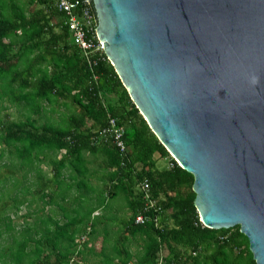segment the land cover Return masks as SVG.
Masks as SVG:
<instances>
[{"label":"trees","instance_id":"trees-1","mask_svg":"<svg viewBox=\"0 0 264 264\" xmlns=\"http://www.w3.org/2000/svg\"><path fill=\"white\" fill-rule=\"evenodd\" d=\"M55 1L0 0V99L26 112L0 110V159L14 154L0 172V189L14 190L0 205V264H256L239 225H203L193 175L152 132L104 50L88 63ZM108 116L124 128L125 155L103 132ZM117 196L118 231L102 217ZM25 203L17 227L6 211ZM140 213L149 219L136 223Z\"/></svg>","mask_w":264,"mask_h":264},{"label":"water","instance_id":"water-1","mask_svg":"<svg viewBox=\"0 0 264 264\" xmlns=\"http://www.w3.org/2000/svg\"><path fill=\"white\" fill-rule=\"evenodd\" d=\"M131 100L193 177L203 225L264 264V0H88Z\"/></svg>","mask_w":264,"mask_h":264},{"label":"built area","instance_id":"built-area-1","mask_svg":"<svg viewBox=\"0 0 264 264\" xmlns=\"http://www.w3.org/2000/svg\"><path fill=\"white\" fill-rule=\"evenodd\" d=\"M88 0H56L55 7L57 10L62 11L66 15L64 23L71 30L72 38L74 43L82 50L85 55L88 63L89 56L93 52L103 49V44L96 35V21L94 14L89 6ZM109 117L108 125L103 132L106 135L111 136L112 142L120 151V154H126V144L124 143L123 126L119 125L116 121V118ZM148 185L145 183L142 186L143 196L148 198ZM149 205H153L154 202L149 200ZM150 214L140 213L136 215L135 222L142 223L145 220L149 219ZM156 220V217H154ZM85 236L81 237L83 241ZM132 264V263H128ZM157 264H164L162 257L158 258Z\"/></svg>","mask_w":264,"mask_h":264},{"label":"rangeland","instance_id":"rangeland-1","mask_svg":"<svg viewBox=\"0 0 264 264\" xmlns=\"http://www.w3.org/2000/svg\"><path fill=\"white\" fill-rule=\"evenodd\" d=\"M5 91L4 87H0V96L1 94ZM20 108V107H19ZM1 109H5L7 111V114L9 115V117L13 118V119H17V118H21L22 116H24V114L26 112H24V109L22 108L21 110L18 109V107H16L15 105L11 104L8 100L1 98L0 99V110ZM12 148L10 149H6L5 151V156L0 159V172L3 175H6V169L8 168V166H6V168L4 166H2V164H8L7 158H9L11 155H14L13 152H11ZM159 164H165V161L161 160L159 161ZM20 173H17L18 175V182H22V183H27L29 184V182L32 180V177H28L26 180H24V182L21 179V175H19ZM95 184H99L96 183V181L94 182ZM19 185H21L19 183ZM14 193V190L11 189V185L10 182L5 183L4 185L1 186L0 189V205L3 203L4 200H6L7 198H10L9 196L12 195ZM27 197H29L30 195L26 194ZM11 200V199H9ZM123 197L122 196H117L116 198L112 199L109 204L108 207L105 210H102L103 212V218L106 217L107 219H110L108 221V224L110 226H113L114 228L116 224L119 223V219L122 218V213L123 210L121 209V207L123 206ZM86 207V206H85ZM115 208L116 210L119 208V212L113 210ZM29 209L28 205L22 204L19 208V212H17L16 214H14V212H11V209H8L6 212L11 213V217L13 218V221L15 222V224L17 225V227H19L22 224V221L24 219V217H22V214H25L26 211ZM48 214L53 215V212L50 211L49 208H47L46 211ZM24 216V215H23ZM2 217V215H1ZM3 218V217H2ZM120 228L117 227L116 230L118 231ZM113 237V236H112ZM131 249L133 251H135L138 248L137 242H133L132 245L130 246Z\"/></svg>","mask_w":264,"mask_h":264},{"label":"crops","instance_id":"crops-1","mask_svg":"<svg viewBox=\"0 0 264 264\" xmlns=\"http://www.w3.org/2000/svg\"><path fill=\"white\" fill-rule=\"evenodd\" d=\"M97 213V212H96Z\"/></svg>","mask_w":264,"mask_h":264}]
</instances>
